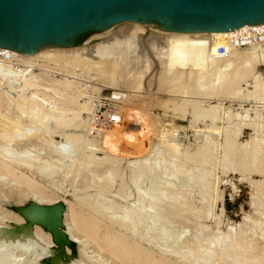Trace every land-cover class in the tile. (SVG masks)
I'll return each mask as SVG.
<instances>
[{
    "label": "rangeland",
    "instance_id": "1",
    "mask_svg": "<svg viewBox=\"0 0 264 264\" xmlns=\"http://www.w3.org/2000/svg\"><path fill=\"white\" fill-rule=\"evenodd\" d=\"M124 24L116 26L112 31L124 26ZM148 36L149 33L145 35V39H147ZM104 38L100 37L93 44L101 42ZM240 54H242L241 51ZM67 56H59L55 59L39 58L33 61L32 64H24L20 62L19 65H7V68L11 67L10 69L8 68L10 74L16 75V79L23 77L33 78L34 76H37V78H39L38 84L40 88H38L37 91H34L37 94L35 98L33 97L34 102L37 101L41 104L44 103V101H42L44 96L43 94L46 93L48 96V101L50 100L49 103L52 104V108L57 103L56 100L62 103L63 106L61 110L63 112L61 110L59 111L56 107L53 108L54 110L52 108L48 110L52 112H57L56 110H58L60 112H57V114L55 113L54 118L48 120V123L46 121L44 123H40V125L37 123L31 124L29 120L30 118L26 116L27 114H24L25 116H22L23 114L16 105L15 98L14 100H12L11 96H9L11 95V91L14 92V90H17L19 88L18 82H12L11 84L6 85L8 84L7 79L2 78L3 76H0V83L5 85V88L10 89V91H8V89L6 91V89L3 88L0 92V112L17 121H22H19L20 124L22 123L21 126L27 127L26 129L24 128L25 130L22 128V132L24 131L26 135H30L28 139L25 135L17 136V140L15 137V142L12 141L8 144V146L7 141L0 138V154L2 156V151L11 148L14 150V155L18 159V161L22 158L24 159V156L35 160L29 163L30 165L28 166L24 165L20 166V168H17L18 172L20 174L22 173L30 180L34 182L36 181V183H39L42 188L47 187L52 192V194L56 192L54 193V195L50 194L49 196L42 194L40 195V193L38 194L37 191H33L31 188H29V184L24 180L12 179L8 174L7 176L6 174H2L0 172V264H50L49 262H40V259L42 255L44 257L43 253L46 252V254L49 255V250L54 251L56 249V243H52V238L50 239L51 235L46 237L48 233H45L41 229V227H36L35 223L31 226L32 228L29 237L27 239H21L20 241H18V238L20 237L15 233L16 225L12 224L18 222L17 220H19L20 218H18V216L20 215L19 210L25 208L28 205L29 200H34L36 198L37 199L35 201H37L38 203L41 200L45 201H41V204L42 202L45 204L46 201L49 200V203L47 202V204H52L53 202L59 201L64 206L72 203L77 205L79 204L78 206H80L82 205L81 201H86L87 203L88 200H91L93 202L99 203V206L101 208L111 206V210L108 209L107 213L105 211V215L104 217H102L103 225L105 227L106 225L108 227L110 226L109 223L111 219L109 220V218L112 217L117 218L120 216L121 218L119 217V219H125L126 217L128 223L125 227H127L128 229L129 227L132 228L136 226L134 225L137 221L136 218H138V221L139 219H141L139 222L137 221L138 224L136 223V231H133L134 235L136 237L138 236L137 238L134 237L132 233L130 235V230H128L129 232L125 230V233L128 234L131 241H137L140 249L152 251L154 258L157 260L160 258V255H162L161 252L166 250V248H169L170 250H172V252L168 254V259L171 263L175 262L177 260V256H180L182 258V256H185L187 254L189 249L187 248V242L189 241L188 243L190 244L191 241V243L197 242L194 247V255H196L197 260L196 258L195 262L180 260L181 263L183 261L182 264H231L233 260L236 263L240 261L239 264H243L245 259L246 261H250L248 263L245 261L246 264H264V153L262 155L263 159L260 157L261 159L259 158V161H251V152L254 150V147L257 148L259 146L258 148L264 150V80H261V77H264V62L262 61L255 63L256 65L252 67L249 74L247 73V75L245 76H237V79L233 81L235 83L237 80V84L235 83L236 85H233L228 92H223V94L218 95L217 97L216 95L208 97V99L207 97L202 98L201 95H198L195 98H190L193 100L192 101L188 100V98L186 97H182L181 94V96L179 95L178 90L182 85H180V83L173 82L171 78L169 79L170 81L168 80V84H165L166 86H164L160 90H157L158 92L156 91L157 94H151L153 87L150 86L147 87L146 90L148 91V93L138 95L140 93L137 92V95L135 96L134 94L136 93L132 92L133 88H129V86L133 87L135 83L133 84L132 81H129L132 86L129 83L124 84L123 86L122 81H120L121 77H119L121 74L117 73L118 69L114 72L113 70L115 68L111 70L112 68L110 67V69H108L107 71L112 74H110L106 70L99 71L98 74L97 70L95 72L89 71V69H86L83 66L71 63L70 59L71 57H74L71 55ZM104 72L105 75H102L104 74ZM106 72L108 77L106 75ZM234 74L233 79L235 77ZM110 75H114L112 78L116 76V78H114L116 81L112 79ZM108 78H111V80H108ZM256 78H258V80H256ZM66 79L72 82V87L66 88V86H64L65 84H62V82H64ZM117 79L121 83L117 81ZM112 80H114L115 82L113 81L114 83H112ZM260 81L261 84H259V87H257V84ZM117 82L119 83V85L116 84ZM170 82L173 83L171 84ZM126 85H128V88L125 87ZM96 86H105L108 88L116 89L119 92L122 91L129 95L126 100L127 103H129V109L128 112H126L128 114L124 112V108H126V106H121V109L124 112V121L122 122V124L117 125L116 128V131L120 135L118 148L120 150L116 151L117 154L115 152V157H119L116 158L117 161L115 165L112 161L111 162L113 164L109 163L110 161L106 159L109 157L108 151L110 149L104 147L103 144L101 145V142H98L101 141V136L99 135V133L104 132V129L101 132L91 134V127L87 126L80 129L76 126L69 127L71 125H66L68 127L65 128V124L62 125L60 122V120H63L62 118L64 117H72V115L70 116V112L72 114V112L74 111L73 109L77 108V106H74L76 105L74 104V102H76L75 99L77 97L75 95L79 94V90L82 89L84 91V94L79 96L80 102L85 100L90 101L86 98L87 89L88 87H90L91 89H98L99 87ZM77 88L78 91H76ZM123 88L126 89L127 92L124 91ZM175 88H178L177 91ZM74 90L76 92H74ZM170 91L173 95H171ZM26 93L29 94L30 90H27ZM74 93L76 94L74 95ZM199 100H202L204 102ZM126 101L123 102H125L126 104ZM198 101L201 103V105ZM183 105L186 107L184 108ZM210 105L216 107L212 109L210 108ZM63 107H65L64 109L66 110H64ZM68 108H71V111ZM203 108L207 110H204ZM208 109H212V111H208ZM67 113L69 115H67ZM58 117H61V119ZM126 117L132 119L128 120L126 119ZM197 117L200 118L198 119ZM142 118H145V121L147 122L153 123V127L155 126L156 128H154V134L156 133V135H153L155 137L152 136L150 138V142L139 147L140 149L138 148L139 150L133 152V154L132 152H130L131 148H133V145L129 141H127L125 136L129 133L132 135L134 133L138 134L144 131V125L140 121H138ZM146 118H148L149 120H146ZM59 122L62 127L64 126V128L59 127ZM35 136L39 137L37 138ZM68 136H76V141L78 140V143H76L75 145L79 144L80 147L78 145L77 147L74 145L76 147L74 148L73 143L75 142L73 141L72 143L71 141H69L68 138H66ZM228 136H231L235 140V147H237V154H235L236 156L227 153L226 139L228 138ZM96 137L99 138L96 139ZM93 140L94 143L92 142ZM166 142L168 143V145L166 144ZM90 143H93V146L92 144L89 145ZM173 144L179 145L177 151H179L180 149V153L177 152V156L175 154V151H173V149L171 150V146H173ZM165 145H167L166 148ZM169 147L171 148L168 149ZM107 149L109 150L107 151ZM56 150L68 152L67 156L69 155L72 160L77 159V163H79L80 165H77L76 163L74 164L75 166L73 165L74 168L68 165L64 166L65 164H70L72 160H70L69 157H64L65 160L64 158L59 159ZM126 150L128 151V154L125 153ZM200 150L201 152L204 151V154L200 153L202 155V158L199 154ZM92 153L94 154L92 155ZM171 153L174 157H172ZM88 157L90 159L92 158L91 162ZM139 157H142L144 160ZM96 158L98 159L95 160ZM50 159L56 160L54 161L55 163L57 162L56 164L60 168L57 166L55 168H58L56 171L59 172H55L54 175L51 176H45V174L39 169V167H41V164H44L46 160ZM80 159H83V165L84 162L85 165L88 161L90 162V165H88L89 169H86V167L84 168L83 166L82 167L85 171H82L83 169H80L82 165V161H80ZM185 159L188 161H186ZM62 160L65 161L64 164ZM133 160H136L138 162H147V166L149 167V169L148 167L144 169L145 171H138L137 169H133L131 165L136 163V161L131 163ZM60 161H62V163ZM95 161H97V163ZM60 163L62 164V166ZM111 164L113 168H110L112 167ZM158 164H160V167L156 166ZM97 165L99 166V168H97ZM153 165L155 168L153 167ZM179 165L181 168L180 171ZM47 167L50 166H46V169ZM76 167L77 169H75ZM177 167L179 169H177ZM50 168H52V166ZM55 168L53 165V169ZM150 168L153 169L151 170ZM175 168L177 170H174ZM162 170L164 172L166 171L168 177L167 180L169 181V186L168 184H166L167 186L165 185V188L163 190V193L166 195V197H164L166 200H163V202L159 200L158 196V192L164 185ZM261 170L262 172H260ZM111 171L112 173L115 172L114 175L111 176L112 179L108 177V175H106ZM142 171L143 173H141ZM172 171L174 172L172 173ZM139 174H141L142 177H139ZM189 174L192 175L193 178L192 180H190L191 184H187V179L189 180L190 176ZM203 174H206L205 182L206 184L210 185H208L210 193H203V181H201V177H199ZM106 177L110 179H107ZM137 177L138 181H136ZM257 182H263V184L258 183V185L260 184V186H258ZM166 187H168V190H166ZM98 193L101 195H99ZM172 194H176L182 200L184 199L183 205H181V209L178 205L177 207H174L176 206L175 200L169 199ZM51 195L53 197L58 196V200L56 199V197L54 198L56 200H53V198L52 200L51 198L48 199L47 197H50ZM39 197L44 199L40 200ZM173 201H175V205ZM171 203L173 206L171 205ZM151 205L155 208L149 207ZM145 206H147V209L144 208ZM139 208H142V215L140 214V217L138 212H136V210H138ZM67 214L68 213L66 211V218L64 220L66 223L68 221ZM136 214H138L137 217H135ZM12 218L14 220L16 218L17 220L13 221ZM21 222L23 223V219L20 221V223ZM66 223L65 225L69 228V225L67 224L70 222H68L67 224ZM148 227H153V230ZM38 228V232H41V236L36 231L38 230ZM114 229L119 230V228ZM148 229H150L151 232H149ZM240 230L245 232L246 237L251 240V243L253 245L256 244V246H258L255 253H246L249 256L244 254L247 257L243 255L244 257H239L240 259L238 258L239 261L237 260V262L235 259H233L234 257H232L233 255L231 252H233L235 247L233 249L231 244L234 242V240L232 239H235V241L237 240L236 238H234V236H238L241 232ZM73 234L74 235L69 234V236L76 235V237H74V240L78 241V248L80 249V247H82L81 242H83V239H81L82 236L75 232H73ZM77 237L79 239H77ZM179 237L181 241L177 240V243L175 238L177 239ZM29 240L31 241V245L34 248L32 246H28L31 248H29V250L27 249L29 252L26 253L27 250H24V248L26 249L27 245L29 244ZM15 241L18 243L20 242L16 248H14L13 246ZM230 242L232 243L229 244ZM24 245H26V247ZM48 246L50 247V249H48ZM93 246L94 245H92L91 247L89 246L90 248L86 249L84 254L86 255V259L84 256L80 255L77 258L70 259L68 263L122 264V262L118 260H116L117 262H115V260L106 251H102V253H99L97 249L94 248L95 246ZM44 247H47V249ZM77 252L78 251L75 250L76 254ZM197 252L199 253V255ZM220 252L224 253L227 261L225 258L224 260L222 259L224 262L218 261L217 257H219L218 255L220 254ZM251 255H256L254 257L259 258V260H257V258H252L253 256ZM38 258H40L39 262L37 261ZM230 258L232 259L230 260ZM248 258H252L253 260H249ZM87 259L90 260L86 262ZM241 259H243V261ZM230 261L231 263H228ZM234 261L233 263H235Z\"/></svg>",
    "mask_w": 264,
    "mask_h": 264
},
{
    "label": "bare ground",
    "instance_id": "2",
    "mask_svg": "<svg viewBox=\"0 0 264 264\" xmlns=\"http://www.w3.org/2000/svg\"><path fill=\"white\" fill-rule=\"evenodd\" d=\"M124 23H126V24H124ZM121 24H124V26L118 28L117 30H114V31H111L109 33L103 34L101 37H103V38L106 37V38H104L101 42L96 43V44H90V45H87V46H84V47H48V48H43V49H40V50L32 52V53H24V52H20V51L14 50V49H8V48L0 47V76H3L2 78H6L7 79V83L8 84H6V85L11 84L12 82H18V85H19L18 87L19 88L17 90H14V92L11 91V93H10L11 95H9V96H11L12 100H14V98H15L16 105L18 106L19 110L23 114L22 116H25L24 114H27L26 116L28 118H30L29 120H30L31 124L37 123V124L40 125V123H44L46 121L48 123V120L54 118L55 113L57 114V112H59L61 110L63 105H62V103L60 101L56 100L57 103L55 104L54 107H56L59 111L56 110V109L55 110L57 112L48 111L49 109L52 108V106H51L52 104L49 103L50 100L48 101V96H47L46 93L43 94L44 96H43V100L42 101H44V103L41 104V103L37 102L36 100H35L36 102H34V98L37 95L34 91L35 90L37 91V89L40 88V86L38 84L39 78H37V76H34L33 78L23 77V78L16 79V75L10 74L9 69L11 67L10 68L8 67L9 68L8 69L7 65H11V66H12V64L13 65H19L20 62H22L24 64H32L33 61H35V60H37L39 58L40 59L41 58L42 59H53V58L55 59V58H58L59 56L61 57V56H64V55L65 56L71 55V56L74 57V58L71 57L72 60L69 58L71 63L83 66L84 68L89 69V71H94L95 72L97 70L98 74H99V71H104V70L107 71L108 69H110V67L112 68L111 70H113V68H115L113 70L114 72H115V70L118 69L117 73L121 74V75L119 74L120 75L119 77H121L120 81H122V83H123L122 85L123 86H124V84H127V83L130 84L131 81H132L133 84L135 83L133 87L129 86V88H133L132 92L136 93V94H134L135 96L137 95V92L140 93L138 95H141L143 93L144 94L148 93V91H146V90H147V87H150V86L153 87V90H152L151 94L152 95L157 94L156 91L160 90L161 88L166 86L165 84L167 82H169L170 81L169 79L171 78L173 80V82L180 83V85H182L181 88H179V90H178L179 95L181 94L182 97H186V98H188V100H192L190 98H195L198 95H201L202 98H206L207 97V99H208V97H212V96H215V95L217 97L218 95L223 94V92H228L232 88L233 85L237 84L236 83L237 80L235 82L236 84L233 82V81H235V79H237L236 78L237 76H245V75H247V73L249 74L251 69H252V67L254 65H256L255 63L262 62V61L264 62V42L258 43V44H253L251 46L242 47V48H231L229 46V42L228 41H229L230 37L235 35L237 32L245 30V29H247L249 27H245V28H243L241 30H234V31H227V32H194V33H190V32H172V31H167V30H163V29H160V28L145 24V23L133 22V21L123 22V23L118 24L117 26H119ZM262 25L264 26V24H262ZM147 33H149V36L147 37V39H145V35ZM260 44H261V46H260ZM220 45H225V46L228 47L229 54L227 56H221V55L218 54V47ZM240 51L242 52V54H240ZM107 72H109V71H107ZM107 72H106V75H107ZM228 72H230V73H228ZM110 74H112V73H110ZM233 74L235 76L234 79H233ZM102 75H105V72ZM113 76L110 75L111 78ZM107 77H108V75H107ZM255 77H257V76H255ZM111 78H108V80L109 79L111 80ZM114 78H116V76ZM114 78H112V79H114ZM258 78H256V80H258ZM263 78L261 77V80H264ZM118 79H117V81H119ZM114 80H112V83H114L116 81V80L115 81ZM110 83H111V81H110ZM52 84H54V83H52ZM62 84H65L64 86H66V88L67 87L68 88L72 87V82L69 81L68 79H66L64 82H62ZM116 84L119 85L118 82ZM259 84H261V81L258 82L257 87H259ZM130 85L132 86V84H130ZM180 85H178V86H180ZM5 87H6L5 85L0 83V92H1V90L3 88L6 89V91H7V89H8V91H10L9 88H5ZM125 87L128 88V85H126ZM175 89L177 91L178 88H175ZM27 90H30L29 94L26 93ZM76 91H78V88H77ZM76 91L74 90V92H76ZM124 91H126V89H124ZM128 91H129V89H128ZM165 91H166V89H165ZM167 93H168V91H167ZM170 93H171V91H170ZM75 94L76 93H74V95ZM82 94H84V91L81 89V90H79V94L75 95L77 98L75 99L76 102H74V104H76V105H74V106H77V108L76 109L72 108L74 110L72 112V114L70 112L71 108L70 109L68 108L70 110V111L68 110L70 112V116L72 115V117H69V118L64 117L66 119L62 118L63 120H60L62 116L58 117V118H60L59 120H60L61 124L62 125L65 124V128L68 127L69 125H71L69 127H72V126L75 127L76 126V127H79L80 129L81 128H85L87 126L90 127L89 126L90 125L89 121H90L91 115L93 113V106H92L90 101H86L85 100V101L80 102L79 96H81ZM121 94H122L121 96L123 98L122 102L126 101L127 98L129 97V95L124 93V92H122V91H121ZM171 95H173V94L171 93ZM40 99H42V98H40ZM42 101H40V102H42ZM199 101H202V100H199ZM198 102H196V103H198ZM202 102H204V101H202ZM163 105H164V103H163ZM200 105H201V103H200ZM121 106H126V108H124V112L125 113L128 112L129 103H127V101H126V104H125V102H123V104ZM121 106H120V110L122 112V119H121L120 123H109V125L106 127V129L104 128L105 131L99 133V135L101 136V141H98V142H101V145L103 144L104 147H107V148L110 149V150L107 149V151L109 150L108 151L109 152V157L108 158L105 157V158L110 161V162L108 161L109 163L113 162L114 165H115V163L117 161L116 158H119L117 155H116L117 157H115V152L117 150H120V149H118L119 148L120 135L116 131V128H117V125L122 124V122L124 121V119H123V113L124 112L122 111ZM185 107L186 106H184V108ZM197 107H199V106H197ZM215 107L216 106H211L210 108L213 109ZM64 108L65 107H63V109ZM209 109H208V111H212V109L211 110H209ZM64 110H66V109H64ZM204 110H207V109H204ZM126 114H128V113H126ZM67 115H69V114L67 113ZM140 116H142V115H140ZM126 119L129 120V119H132V118H127L126 117ZM147 119L148 118H146V120ZM19 121L15 120V119L7 116V115H4L3 113L0 112V138H2V139L7 141V146H8L9 143H11L12 141L15 140V137H16V140H17V136H19V135H23V136L25 135L27 139L30 137V135L29 136L26 135V133L24 131L22 132V128L26 129L27 127H25V126L22 127L21 126L22 123L20 124V122H22V121H20V122ZM138 121H140L144 125V131L140 132L138 134L134 133L135 135L134 134L131 135L130 133L128 135L125 134L126 135L125 138L127 139V141H129L133 145V148H131V151H130L132 153L138 151L140 149L139 147H141L142 145H146L148 142H150V138L153 135H156V133L154 134V132H155L154 130L156 128H155V126L153 127V123L152 122L145 121V118H142L141 120H138ZM196 121H197V119H196ZM60 122H59V127L64 128V126L62 127L60 125ZM56 125H58V124H56ZM66 125H68V126H66ZM61 128H60V130H61ZM74 130H75V128H74ZM76 130H77V128H76ZM163 131H165V130H163ZM66 136H67V134H66ZM80 136H81V134H80ZM35 137H37V136H35ZM99 137H96V139L99 138ZM131 137H133L134 139L131 138ZM153 137H155V136H153ZM66 138H68V140L71 141L72 143H73V141L75 142V143H73V146L76 143H78V140L76 141V136H68ZM77 139H79V138H77ZM162 139H163V135H162ZM98 140H100V139H98ZM86 142H87V140H86ZM88 142H89V140H88ZM92 142L94 143V140ZM234 142H235V140L231 136L230 137L228 136V138L226 139L227 153H229L231 155L237 154L236 153L237 152V147H235L236 144ZM93 143H90L89 145L92 144V146H93ZM166 144L168 145L167 142H166ZM77 145L79 146V144H77ZM77 145H75V146L77 147ZM89 145H88V147H89ZM167 145H165V148L167 147ZM171 145H172V143H171ZM75 146H74V148H76ZM162 146H163V144H162ZM171 147H169L168 149H170V148H171V150L173 149V151H175V154L180 151V149H179V151H177V149L179 147L178 144H173V146H171ZM258 147L257 148L254 147V150L251 152V157H252L251 161L252 162H256L260 157L262 158L264 150L260 149ZM73 150H75V149H73ZM13 151H14L13 149L8 148L7 150L2 151V156L0 154V157H1L0 158V172L2 174H6V175L8 174L9 176H11L12 179L24 180L25 182H27L29 184L28 185L29 188H31L33 191H37V193L38 194L40 193V195L42 194V195H48L49 196L50 194H52V192L47 187L42 188L41 185H39V183L37 184L36 181L34 182V181L30 180L28 177H26L22 173L20 174L18 172L17 168H20V166H24V165L28 166V165H30L29 163H31L32 161H35V160H32L31 158H27L26 156H24V159L23 158L22 159L19 158L20 160L18 161V159L15 157ZM56 151H57L56 153H57V156H58L59 159H62L64 157H69V155L67 156L68 152H65V151H62V150H56ZM98 151H99V149H98ZM126 151H125V153L128 154V151L127 152ZM203 152L204 151L201 152V150H200L199 154L200 153L204 154ZM93 154L94 153H92V155ZM116 154H117V152H116ZM133 154H131V155H133ZM192 154H191V156H192ZM80 156H81V154H80ZM176 156H177V154H176ZM172 157H174L173 154H172ZM139 158H142V157H139ZM201 158H202V155H201ZM51 159L50 160H46L44 162V164L42 163L41 164L42 166L40 165L41 167H39V169L45 174V176H51V175H54L55 172H59V171H56L58 168H55L56 166L59 167L56 164L57 162L55 163V161H56L55 159L56 158L54 159L55 161L51 160ZM91 159H90V162H91ZM97 159L98 158H96L95 160H97ZM64 160H65V158H64ZM70 160H72V159L70 158ZM70 160H69V162H70ZM82 160L83 159H80V161H82ZM188 160H189V158H188ZM188 160H186V161H188ZM57 161H58V159H57ZM62 161H60V162L62 163ZM80 161H78V162H80ZM87 161H88V159H87ZM98 161H100V160H98ZM135 161L133 160L131 163H133ZM186 161H185V163H186ZM227 161H228V159H227ZM233 161H234V159H233ZM64 162L65 161H63V164H64ZM90 162L88 161L86 165H85V162H84V165H83V161H82L81 162L82 165H81L80 169H83V167L84 168L86 167V169H89L88 165H90ZM95 162L97 163V161H95ZM102 162H98V163H102ZM137 162L138 161H136V163L131 165L132 168L135 169V170L137 169L138 171H140V170H144L145 168L148 167L147 166V162H145V161H140L138 163ZM76 163H77V159H73L70 164H65L64 166L68 165V166L74 168V166H75L74 164H76ZM155 163H157V162H155ZM78 164L79 163H77V165ZM112 164H111V166H112ZM246 164H245V166H246ZM53 165H54L55 169H53ZM92 165H93V163H92ZM105 165H107V164H105ZM158 165H156V166L160 167V164H158ZM46 166H50V167L52 166V168L47 167V169H46ZM61 166H62V164H61ZM100 166H101V164H100ZM153 167H154V165H153ZM93 168H94V166H93ZM97 168H99V166ZM110 168H113V166L110 167ZM171 168H172V166H171ZM179 168H180V165H179ZM179 168L177 167V169H179ZM39 169H38V171H39ZM75 169H77V167ZM108 169H109V167H108ZM148 169H149V167H148ZM150 169L152 170L153 168H150ZM177 169L175 168L174 170H177ZM135 170H133V171H135ZM180 170H181V168L179 169V171ZM77 171H79V170H77ZM82 171H85V170L83 169ZM106 171H108V170H106ZM173 172L174 171H172V173ZM260 172H262V170ZM114 173H112V171H111V172H108V174H106V175H108V177H110L112 179L111 176L114 175ZM141 173H143V171ZM147 174H149V173H147ZM162 174H163L162 177L164 178V182H163L164 185H163V187L161 186L162 189L158 192V196H159V200L163 202V200H166L164 198V197H166V195L163 193V190L165 188V185L168 184L169 181L167 180L168 177H167L166 171L164 172L162 170ZM174 175H175V173H174ZM205 175L203 174L202 176H199V177H201V179L200 178L199 179L201 181H203V183H202V185H203V193L209 192V186H210L209 184H206V182H205V179H206ZM105 176H103V177H105ZM144 176H146V175H144ZM103 177H102V179H103ZM108 177H106V178L110 179ZM139 177H142L141 174H139ZM170 178H171V175H170ZM192 179H193L192 175H190L189 176V180L187 179L188 182L186 181L187 184H191L190 180H192ZM136 181H138V177H137ZM160 181H161V179H160ZM258 183L263 184V182H257V185H258ZM168 186H169V184H168ZM258 186H260V184ZM167 188L168 187H166V190H168ZM54 193H56V192H54ZM54 193L52 195H54ZM32 194H31V196H32ZM101 194H102V192H101ZM101 194H99V195H101ZM52 195L50 197H47V198L48 199L51 198V200H52V198H53V200H56V199L58 200V198H57L58 196L57 197L55 196L56 199H54L55 197H53ZM55 195H57V194H55ZM39 198H40V200L44 199V198H41V197H39ZM39 198H38V201H39ZM29 199H30V197H29ZM36 199L29 200L28 201L29 202L28 205L25 208H22V209L19 210L20 211V215L18 216V218L20 217L21 220L23 219V223L22 222L20 223V221H21L20 218H19L20 221L16 219L17 218V215H16L15 220L13 218H12V220L13 221L17 220L19 223L17 222V223H12V224L16 225L15 226L16 227V232L15 233H16V235H18L20 237V238H18L19 239L18 241H20L21 239H27L29 237L33 221L37 222L36 223V227L37 226L41 227V229L45 233H48V235L45 234L46 237L51 235L50 239L52 238V241H53L52 243H54V244L56 243V246H55L56 249L54 251L49 250L50 251L49 255H47L46 252L43 253L44 257L42 255L43 258L42 257H41V259L38 258L37 259L38 262H39V259H40V262H46L47 263V262H49V261H47V257L48 258L50 257V262H53V263L49 262L50 264H70V263H68V261L70 259L77 258L80 255L85 257L86 255H84V254H85L86 249L90 248L92 245L95 246V247L94 246L93 247L96 248L99 253H102V251H106L115 260V262H117L116 260H118V261L122 262V264H182L183 261L181 263L180 260H185V261H188V262H195L197 260L196 255H194V251H195L194 247H195V244L197 243L196 241H195L196 243H191V241H190V244L188 243L189 242L188 241L187 242L188 246L186 245L187 248H189L187 254L185 256H182V258L175 254L177 256V260L175 262L171 263L169 261V259H168V254H170L172 252V250H170L169 248L168 249L166 248V250L161 252L162 255H160V258L158 260L155 259L154 256H153L152 251L140 249L139 244L137 243V241H134V240L131 241L129 239L128 234L125 233V230H127V231L130 230V235L132 233V235L134 237H136L134 235V232L136 231L135 227L137 226L138 222L141 219H139V221H138V218H136L138 222L134 219L137 224L135 223L134 225H136V226H134L132 228H130L128 226L129 229L127 227H125L126 224L128 223V221L126 220V217H125V219L124 218L123 219H119L120 216L117 217V218H115V217L114 218L113 217L109 218V220L111 219L110 223H109L110 224L109 227L107 225H106V227L103 225L102 217H104V215H105L104 212L106 211V213H107L108 209L111 210L110 209L111 206L110 207H102L101 208L99 206V203H96V202H93L91 200L90 201L88 200L87 203H86V201H81L82 205H80V206H78L79 204L77 205V204H74V203L69 204V205H67L68 206V210H67V206L62 205L59 201H56V202H53V203L50 202L52 204H47V202L49 201L47 199L48 201H46L45 204L43 203L45 201L41 200V201H43L42 204H41L40 203L41 201L38 203L37 201H35ZM169 199L175 200L176 201V206H174V207H177V205H178V206H180V209H181V205H183V200L184 199L182 200L176 194H172L169 197ZM175 201H173L174 205H175ZM171 205H172V203H171ZM149 207H153V206L151 205ZM144 208L147 209V206H145ZM153 208H155V207H153ZM141 209L139 208L138 210H136V212H138V214H139V217H140V214H141ZM66 211L68 213L67 214V217H68L67 223L70 222L68 224L64 221L65 218H66V216H65ZM138 214H136V216L135 215L134 216L137 217ZM129 218H130V216H129ZM107 222H109V221H107ZM65 223L67 225H69V228L65 225ZM150 227H148V228H150ZM67 228H68V230H67ZM114 228H119V230H115ZM152 228H150V229H152ZM258 228H259V226H258ZM150 229H148L149 232H151ZM7 230H10V229H7ZM36 231L38 232L39 228ZM240 231L241 232L239 233V235L235 234V235H238V236H234V238H236L237 240L235 241V239H232V240H234L235 243L234 242L233 243L232 242L229 243V244L232 243L231 245H232L233 249L235 247V249L231 253L233 255L232 257H234L233 259H235L236 261L238 260L239 257L243 256L244 254L249 256L248 254H246L248 252L249 253H255L256 249H257V246H258V245L256 246V244H254L255 245L254 246L251 243V240L246 237L245 232L242 231V230H240ZM73 232L78 233V234H80L82 236L81 239H83V242H81L82 243V247H80V249L78 248L79 247L78 246L79 243H77L78 241L74 240V237H76V235L75 236H69V234L70 235L71 234L74 235ZM237 232H238V230H237ZM38 234H40V236H41V232H38ZM42 235H44V234H42ZM71 237H73V238H71ZM227 237H229V236H227ZM43 238H45V237H43ZM48 239H49V237H48ZM77 239H79V238L77 237ZM175 240L177 242V240H180V237L177 238V239L175 238ZM19 243L15 241L14 245H13L14 248H16L19 245ZM10 244H11V242H10ZM31 244L32 243L29 240V244L28 245L26 244V245L28 247V246H32ZM26 245H24V246L26 247ZM27 247H26V249L24 248V250H27V249L29 250V248H31V247H28V248ZM196 247H197V245H196ZM44 248L47 249V247H44ZM223 248H225V247H223ZM48 249H50L49 246H48ZM227 249H229V248H227ZM28 250L26 251V253L29 252ZM75 250L78 251L77 254L75 253ZM79 253H82V254H79ZM195 254H196V252H195ZM45 255H46V257H45ZM198 255H199V253H198ZM218 256H219V257H217L218 261L224 262L223 261L224 258L226 259L224 253L220 252V254ZM247 256H245V257H247ZM251 256H253L252 258H254V259L257 258V257L256 258L254 257L256 255H251ZM89 258H91V257H89ZM195 258H196V260H195ZM252 258H250V259L253 260ZM60 259L62 261H59ZM85 259H86V257H85ZM231 259L232 258H230V260ZM243 259H245V258H243ZM243 259H241V260L243 261ZM63 260H65V261H63ZM88 260H90V259H87L86 262ZM257 260H259V258H257ZM257 260H255V261H257ZM37 261H36V263H37ZM226 261H227V259H226ZM233 261H232V263H233ZM245 261H246V259L244 260V263H245ZM239 262L238 263L235 262L233 264H239ZM246 262L248 263L250 261L247 260ZM228 263H231V261L228 262ZM80 264H82V263H80ZM217 264H219V263H217Z\"/></svg>",
    "mask_w": 264,
    "mask_h": 264
},
{
    "label": "water",
    "instance_id": "3",
    "mask_svg": "<svg viewBox=\"0 0 264 264\" xmlns=\"http://www.w3.org/2000/svg\"><path fill=\"white\" fill-rule=\"evenodd\" d=\"M127 21L172 32L241 30L264 24V0H0V47H84Z\"/></svg>",
    "mask_w": 264,
    "mask_h": 264
},
{
    "label": "built area",
    "instance_id": "4",
    "mask_svg": "<svg viewBox=\"0 0 264 264\" xmlns=\"http://www.w3.org/2000/svg\"><path fill=\"white\" fill-rule=\"evenodd\" d=\"M231 48H242L264 42V26L249 27L237 32L229 38ZM218 54L227 56L229 49L225 45L218 47ZM99 87V86H96ZM121 92L116 89L101 86L98 89L88 87L86 98L91 101L93 113L90 119L91 134L103 131L109 123H120L123 104Z\"/></svg>",
    "mask_w": 264,
    "mask_h": 264
}]
</instances>
